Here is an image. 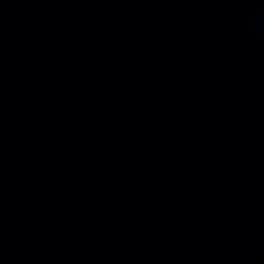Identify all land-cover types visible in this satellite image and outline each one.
<instances>
[{
    "label": "water",
    "instance_id": "95a60500",
    "mask_svg": "<svg viewBox=\"0 0 264 264\" xmlns=\"http://www.w3.org/2000/svg\"><path fill=\"white\" fill-rule=\"evenodd\" d=\"M0 264H264V0H0Z\"/></svg>",
    "mask_w": 264,
    "mask_h": 264
}]
</instances>
